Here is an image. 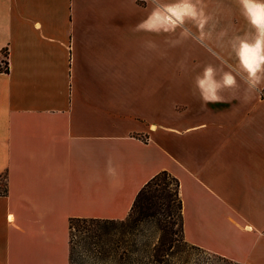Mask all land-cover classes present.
<instances>
[{
	"label": "crops",
	"instance_id": "1",
	"mask_svg": "<svg viewBox=\"0 0 264 264\" xmlns=\"http://www.w3.org/2000/svg\"><path fill=\"white\" fill-rule=\"evenodd\" d=\"M0 264H69L162 171L184 241L264 264V0H0Z\"/></svg>",
	"mask_w": 264,
	"mask_h": 264
},
{
	"label": "trees",
	"instance_id": "2",
	"mask_svg": "<svg viewBox=\"0 0 264 264\" xmlns=\"http://www.w3.org/2000/svg\"><path fill=\"white\" fill-rule=\"evenodd\" d=\"M178 188L177 179L162 171L138 192L125 219H70L69 264L77 260L81 264H188L186 257L179 256L182 250H175V240H164L165 229H172L178 218L182 229ZM149 218H156L161 231L155 243L137 237L141 224ZM74 232L79 234L77 239ZM171 254H177L172 262L167 260Z\"/></svg>",
	"mask_w": 264,
	"mask_h": 264
},
{
	"label": "rangeland",
	"instance_id": "3",
	"mask_svg": "<svg viewBox=\"0 0 264 264\" xmlns=\"http://www.w3.org/2000/svg\"><path fill=\"white\" fill-rule=\"evenodd\" d=\"M171 188L173 189L174 186L172 185ZM0 190L2 189L0 188ZM74 234L76 237L75 239H77L79 235L78 232H74ZM111 234H115V230H112ZM160 234L161 231L157 225L156 218H149L141 224L137 237H139L142 242L148 241L150 243H155ZM170 239L175 240V250H182V253H179V256H182L183 258L186 257L188 264H233L223 258L209 254L187 244L182 236L181 221L179 218L177 219L176 225L172 227V229H165L164 240L169 241ZM172 251L175 252L174 249H172ZM176 256L177 254H171L167 257V260L172 262L176 259ZM73 264H81V261L77 260Z\"/></svg>",
	"mask_w": 264,
	"mask_h": 264
},
{
	"label": "built area",
	"instance_id": "4",
	"mask_svg": "<svg viewBox=\"0 0 264 264\" xmlns=\"http://www.w3.org/2000/svg\"><path fill=\"white\" fill-rule=\"evenodd\" d=\"M9 70L8 58L7 55L4 53L2 54V59L0 61V71L5 73Z\"/></svg>",
	"mask_w": 264,
	"mask_h": 264
}]
</instances>
